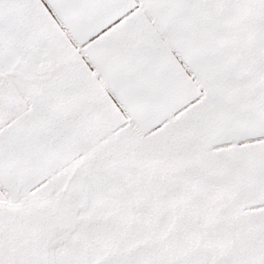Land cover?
<instances>
[{
  "label": "snow or ice",
  "instance_id": "snow-or-ice-1",
  "mask_svg": "<svg viewBox=\"0 0 264 264\" xmlns=\"http://www.w3.org/2000/svg\"><path fill=\"white\" fill-rule=\"evenodd\" d=\"M0 264H264V0H0Z\"/></svg>",
  "mask_w": 264,
  "mask_h": 264
}]
</instances>
